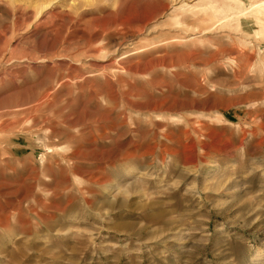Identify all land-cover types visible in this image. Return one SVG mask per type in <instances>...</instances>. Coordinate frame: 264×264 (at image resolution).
I'll return each instance as SVG.
<instances>
[{"label":"rangeland","instance_id":"rangeland-1","mask_svg":"<svg viewBox=\"0 0 264 264\" xmlns=\"http://www.w3.org/2000/svg\"><path fill=\"white\" fill-rule=\"evenodd\" d=\"M264 0H0V264H264Z\"/></svg>","mask_w":264,"mask_h":264},{"label":"bare ground","instance_id":"bare-ground-1","mask_svg":"<svg viewBox=\"0 0 264 264\" xmlns=\"http://www.w3.org/2000/svg\"><path fill=\"white\" fill-rule=\"evenodd\" d=\"M263 6H264V4H263Z\"/></svg>","mask_w":264,"mask_h":264}]
</instances>
